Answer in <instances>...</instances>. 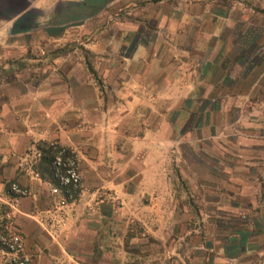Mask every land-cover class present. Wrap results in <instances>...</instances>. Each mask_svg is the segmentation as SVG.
<instances>
[{
  "label": "rangeland",
  "instance_id": "rangeland-1",
  "mask_svg": "<svg viewBox=\"0 0 264 264\" xmlns=\"http://www.w3.org/2000/svg\"><path fill=\"white\" fill-rule=\"evenodd\" d=\"M38 5L18 23L32 32L0 37L2 98L22 94L30 101L34 95L44 108L55 103L57 110H47L41 120L64 116L67 126L80 130L119 116L118 108L131 98V75L151 92L166 90L160 114L149 111L145 121L151 129L164 116L174 124L180 151L188 161H196V154L203 162L194 179L205 184L199 197L186 184L192 170H172L178 204L194 220L184 231L194 239L178 238L151 264H175L176 252L193 247L196 264H264V0H39ZM205 121L215 127H198ZM28 135L18 166L29 178L51 183L52 204L41 219L46 229L60 226L81 202L89 211L109 201L123 206L110 190L86 184L75 150L48 138L42 126L29 127ZM68 169L79 185L54 194ZM12 184L29 195L17 182L8 189ZM65 194L67 205L61 207ZM10 200L0 205V229L16 233ZM124 232L128 239L146 231L128 217ZM20 256L33 264L24 249ZM183 261L191 263L186 254ZM0 264H10L1 253Z\"/></svg>",
  "mask_w": 264,
  "mask_h": 264
},
{
  "label": "crops",
  "instance_id": "crops-1",
  "mask_svg": "<svg viewBox=\"0 0 264 264\" xmlns=\"http://www.w3.org/2000/svg\"><path fill=\"white\" fill-rule=\"evenodd\" d=\"M38 1L32 2L30 9H38ZM18 18L0 21L1 38L7 33L32 32L17 25ZM1 22L11 23L2 26ZM133 79L131 75L129 84L133 86L127 90L131 98L124 109L118 108L120 113L116 119L107 123L99 120L80 130L67 126L64 116L50 115L47 120H41L47 110L48 113L57 110L55 103L44 108L34 95L29 101L24 99L28 95L15 94L6 99L0 94V205L10 200L7 197L10 183L17 182L28 189L29 195L21 198L16 207L13 231L22 235L24 252L32 257L33 264H151L153 257L167 255L166 245L183 239L185 234L193 242L194 233L184 231L194 221L193 216L181 210L171 175L177 167L192 170L191 181L186 184L199 195L200 191L204 192L201 188L204 189L205 182L198 177L194 179L198 176L194 170L203 162H199L196 154L193 155L196 161H188L180 151L181 141L175 126L166 116L160 117L152 129L147 125L144 116L149 111L160 114L167 92H151L149 87L138 85ZM137 124H141L138 131ZM31 126L39 129L42 126L48 138H56L75 150L81 159L86 184L92 189L110 190L123 206L117 207L109 201L89 211L81 202L70 209L60 226L46 229L41 219L43 211L52 204L51 183L29 178L18 166L30 143L28 128ZM199 126L201 129L215 127L211 121ZM199 140L195 141L199 143ZM128 217L144 225L146 232L127 239L124 231ZM125 244L128 248H124ZM229 245L227 242L222 249L224 258ZM184 254L191 259L190 264H196L199 259L193 247L186 253L176 252L175 264L178 257L180 264H188L183 261ZM147 257L150 258L147 260Z\"/></svg>",
  "mask_w": 264,
  "mask_h": 264
},
{
  "label": "built area",
  "instance_id": "built-area-1",
  "mask_svg": "<svg viewBox=\"0 0 264 264\" xmlns=\"http://www.w3.org/2000/svg\"><path fill=\"white\" fill-rule=\"evenodd\" d=\"M66 176L60 178V187L53 188L52 192L58 194L60 189L64 186L76 187L79 185V177L76 172L72 169L66 170ZM9 194L11 195V200L8 203L11 209H15L20 199L26 195V190L20 188L16 184H12L8 189ZM67 194L60 201V206L64 207L67 205ZM24 249V241L21 235L13 233L10 231L8 226H4L3 229H0V253L5 257L6 261L10 264H28L29 259L27 257H21V253Z\"/></svg>",
  "mask_w": 264,
  "mask_h": 264
},
{
  "label": "trees",
  "instance_id": "trees-1",
  "mask_svg": "<svg viewBox=\"0 0 264 264\" xmlns=\"http://www.w3.org/2000/svg\"><path fill=\"white\" fill-rule=\"evenodd\" d=\"M31 4L32 0H0V21L11 20L19 16L16 21L18 25L20 21L30 16Z\"/></svg>",
  "mask_w": 264,
  "mask_h": 264
}]
</instances>
